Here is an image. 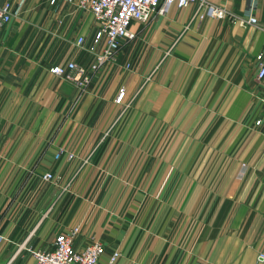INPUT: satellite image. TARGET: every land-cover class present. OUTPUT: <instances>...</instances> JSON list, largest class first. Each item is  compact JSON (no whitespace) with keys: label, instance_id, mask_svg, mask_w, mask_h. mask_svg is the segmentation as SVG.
I'll use <instances>...</instances> for the list:
<instances>
[{"label":"crops","instance_id":"obj_1","mask_svg":"<svg viewBox=\"0 0 264 264\" xmlns=\"http://www.w3.org/2000/svg\"><path fill=\"white\" fill-rule=\"evenodd\" d=\"M208 2L223 19L169 7L90 73L89 14L0 0V264L34 224L37 249L78 225L115 264H264V0ZM68 62L81 93L48 72Z\"/></svg>","mask_w":264,"mask_h":264},{"label":"built area","instance_id":"obj_2","mask_svg":"<svg viewBox=\"0 0 264 264\" xmlns=\"http://www.w3.org/2000/svg\"><path fill=\"white\" fill-rule=\"evenodd\" d=\"M68 6L89 14L93 21V33L90 39V49L100 46L98 52L93 54V63L89 67L90 73H96L108 61H110L118 46L123 40H130L132 34L128 31L131 24H144L153 14H162L169 7L182 9L196 5L199 19L212 18L223 19L225 14L222 8L211 5L208 0H62ZM54 0H50L52 4ZM11 20L10 5H0V27ZM247 24H254L253 18H248ZM75 45L82 49L84 38L79 36ZM255 70L254 82L259 85L264 80V50L254 56ZM49 74L65 82L73 84L79 93L83 92L90 83V77L83 68L73 62L65 65H57L48 70ZM124 90L118 89L114 102L119 104ZM262 118L254 122L260 126L264 121V98L262 100ZM58 152L54 159L60 156ZM43 182L54 181L51 174L41 176ZM81 229L78 227L69 228L64 233L53 236L50 248L27 250L31 264H115L119 254L111 252L106 260L101 261L100 256L103 246L100 240L92 237L86 239L80 247L77 246ZM264 256H258L257 260L262 261Z\"/></svg>","mask_w":264,"mask_h":264},{"label":"rangeland","instance_id":"obj_3","mask_svg":"<svg viewBox=\"0 0 264 264\" xmlns=\"http://www.w3.org/2000/svg\"><path fill=\"white\" fill-rule=\"evenodd\" d=\"M61 194L62 193H58V194L54 193L53 196L56 199V198H59V196ZM34 225L30 226L28 231L23 234L22 238L18 242H16L15 264H30V256H29V253L27 252V250H32L34 248L37 249L40 247V245L45 243V241L47 240V239H44V240L40 241L41 243L39 244L38 247H36V244L39 243V240L36 239V236L34 233V230L36 227ZM72 227L80 228L81 226L76 225V226H72ZM49 242L50 241H48V243Z\"/></svg>","mask_w":264,"mask_h":264}]
</instances>
